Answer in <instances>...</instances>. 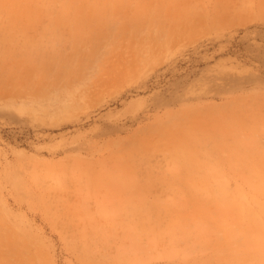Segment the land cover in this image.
Masks as SVG:
<instances>
[{
    "label": "rangeland",
    "instance_id": "374dc122",
    "mask_svg": "<svg viewBox=\"0 0 264 264\" xmlns=\"http://www.w3.org/2000/svg\"><path fill=\"white\" fill-rule=\"evenodd\" d=\"M0 18V264H264L244 257L264 252V216L185 218L199 238L173 245L163 228L175 218L106 214L124 197L97 180L127 182L137 207L160 214L176 201L162 180L172 150L209 131L239 150L212 180L245 207L264 203L239 142L252 136L264 154V0H131L106 29L93 22L89 42L54 52L47 13ZM74 51L85 66L64 72ZM14 235L27 245L15 254Z\"/></svg>",
    "mask_w": 264,
    "mask_h": 264
},
{
    "label": "bare ground",
    "instance_id": "6f19581e",
    "mask_svg": "<svg viewBox=\"0 0 264 264\" xmlns=\"http://www.w3.org/2000/svg\"><path fill=\"white\" fill-rule=\"evenodd\" d=\"M130 2L131 0H0V11L40 10L47 13L51 35L49 45L52 49L54 48L52 51L54 52L57 48H65L66 44H69L74 49L80 42H89L88 32L93 22H98L101 26H105L106 29L114 16V12L118 11L119 7L130 4ZM12 6L14 7L12 8ZM154 7L147 5L143 8V12L145 14L151 13V11L155 10ZM7 20L14 22L18 21V18L9 16ZM106 33V31L103 33L101 31L100 37L107 35ZM28 45L31 46V51L35 47V44ZM63 57L64 72L71 70L76 73L75 68L79 66L80 69H83L87 61L86 58L81 59V56H78L75 51L70 54L62 52ZM75 62L78 63L77 66L74 65ZM254 127L257 130L264 131V122L258 123ZM220 132L218 131V134ZM245 140L247 141L239 140L241 146L245 148L242 151L243 158H240L241 162L244 165L249 163L248 166L255 170L254 172L257 173L260 184L254 190L264 195V154L255 144V139L252 136ZM227 149L230 150L232 158L236 157L239 152L232 145L227 148L225 139L217 134L209 131H200V133L196 134L189 130L184 136L183 145L172 150L173 154L170 157V161L173 173L171 179L167 183V180L162 177L163 182L166 183L165 185H169L167 190L174 195L176 201L174 204L158 202L155 207L161 213L156 215L148 212L147 208L143 206L137 207L133 203L129 195H127L130 194L127 182L121 184L116 178L106 179L103 176H99L98 181L105 179L111 187L110 190L118 193L120 197H124L115 206L103 205V207L106 206L107 208L106 214L109 213L110 208L111 210L119 208V211L124 214V218H175L174 224L166 225L163 228L168 233V238L173 245L187 235L192 236L196 240L199 238V231L197 232L195 228H190L191 222L185 218H225L229 215L234 218H249L251 220L261 218V216H264V203L258 204L257 208L245 207L239 199V190H229L226 186H223L221 181L215 182L212 180L225 164L226 155L224 153H228ZM13 179H16V176ZM92 179L88 178L89 181ZM77 182L75 181L78 186H81ZM76 190L80 196L76 205L81 208L82 189L78 187ZM58 191L60 190L57 189L55 191V196ZM140 194L141 191L138 192V195ZM74 213L81 216V211L79 212L76 208H74ZM2 216H5L4 212ZM196 225L199 230L204 229V226L200 223H196ZM11 239L13 244L12 253H16L14 249L24 250L26 248V241L18 237V235H14ZM244 243L239 241L238 244L241 246ZM231 256L233 255L230 254L229 257ZM244 257H248L258 263L264 262V252H251ZM243 260L244 258L238 260L234 257V260H230L229 264H239ZM11 264H14V262H11Z\"/></svg>",
    "mask_w": 264,
    "mask_h": 264
}]
</instances>
